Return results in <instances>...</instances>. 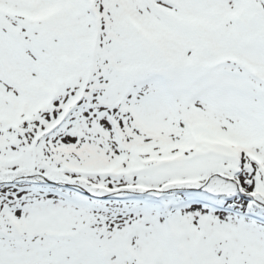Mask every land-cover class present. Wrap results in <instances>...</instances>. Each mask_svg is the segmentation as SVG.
I'll return each instance as SVG.
<instances>
[{
  "label": "snow or ice",
  "instance_id": "snow-or-ice-1",
  "mask_svg": "<svg viewBox=\"0 0 264 264\" xmlns=\"http://www.w3.org/2000/svg\"><path fill=\"white\" fill-rule=\"evenodd\" d=\"M0 264H264V0H0Z\"/></svg>",
  "mask_w": 264,
  "mask_h": 264
}]
</instances>
